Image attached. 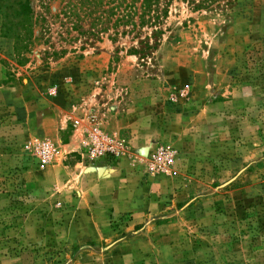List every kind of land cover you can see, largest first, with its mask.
Here are the masks:
<instances>
[{
    "label": "rangeland",
    "instance_id": "374dc122",
    "mask_svg": "<svg viewBox=\"0 0 264 264\" xmlns=\"http://www.w3.org/2000/svg\"><path fill=\"white\" fill-rule=\"evenodd\" d=\"M18 1L0 0V264H264V0H161L142 25H114L113 0ZM87 117L120 158H81Z\"/></svg>",
    "mask_w": 264,
    "mask_h": 264
},
{
    "label": "built area",
    "instance_id": "2783aa9c",
    "mask_svg": "<svg viewBox=\"0 0 264 264\" xmlns=\"http://www.w3.org/2000/svg\"><path fill=\"white\" fill-rule=\"evenodd\" d=\"M86 122L88 127L82 129L83 140L78 152L83 160L94 162L105 158L116 159L123 155V145L117 136L109 134L100 123L93 121L90 117H87ZM73 125L78 129L80 120L75 119ZM151 149L148 162L150 170L163 169L169 164L171 154L165 147L158 146ZM33 152L38 164L44 166L50 161L54 153L53 144L49 141L37 142L33 145Z\"/></svg>",
    "mask_w": 264,
    "mask_h": 264
},
{
    "label": "trees",
    "instance_id": "16d2710c",
    "mask_svg": "<svg viewBox=\"0 0 264 264\" xmlns=\"http://www.w3.org/2000/svg\"><path fill=\"white\" fill-rule=\"evenodd\" d=\"M27 1V0H26ZM21 0L17 2L20 6V14L25 17H31L32 12L29 11V5L28 3ZM80 4H91L97 0H77ZM115 2L112 8L110 9L109 14L115 15L114 25L116 24H133L135 21L134 19H138V25H142L147 20L150 19H156L159 16L158 8L159 3L161 0H113ZM207 0H199V2L196 4L197 6H203L206 5ZM212 1V0H209ZM139 2V6H136V3ZM69 7V5H68ZM73 6L70 7V9L66 12L64 11V15H76L77 12L73 9ZM93 12L91 9L88 11V14H91ZM161 13H165L166 10H161ZM125 31L121 32L124 33Z\"/></svg>",
    "mask_w": 264,
    "mask_h": 264
},
{
    "label": "crops",
    "instance_id": "0c3cea01",
    "mask_svg": "<svg viewBox=\"0 0 264 264\" xmlns=\"http://www.w3.org/2000/svg\"><path fill=\"white\" fill-rule=\"evenodd\" d=\"M88 170H89V168H88ZM104 172L102 173L103 175H105V176H101L100 177V181H105L106 179H109V178H111L113 175H114V168H104V170H103ZM89 173H91V172H89ZM94 174V173H93ZM93 176H95V174L93 175ZM103 179V180H102ZM97 183L98 182H96V185H97ZM95 185V186H96Z\"/></svg>",
    "mask_w": 264,
    "mask_h": 264
}]
</instances>
